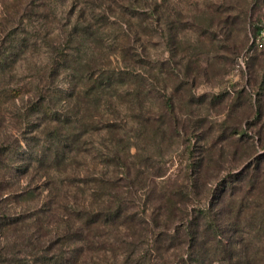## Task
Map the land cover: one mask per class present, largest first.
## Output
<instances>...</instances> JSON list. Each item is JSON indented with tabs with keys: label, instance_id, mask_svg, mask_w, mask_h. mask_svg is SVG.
I'll return each instance as SVG.
<instances>
[{
	"label": "trees",
	"instance_id": "trees-1",
	"mask_svg": "<svg viewBox=\"0 0 264 264\" xmlns=\"http://www.w3.org/2000/svg\"><path fill=\"white\" fill-rule=\"evenodd\" d=\"M121 1L64 0L56 27L44 7V35L14 30L1 43L0 69H20L27 57H18L39 43L33 62L44 70L15 104L25 132L0 149V264H103L109 253L121 264H255L249 245L233 244L236 234L264 237V155L225 120L245 145L232 169L220 150L191 149L180 175L165 173L166 151L191 134L175 113L176 94L189 105L203 96L187 82L172 93L164 85L169 69L191 61L179 55L183 22L174 13V25L167 0ZM158 36L173 57L154 59ZM23 175L43 181L8 195ZM20 197L34 207L10 206ZM225 226L234 228L228 242Z\"/></svg>",
	"mask_w": 264,
	"mask_h": 264
},
{
	"label": "rangeland",
	"instance_id": "rangeland-1",
	"mask_svg": "<svg viewBox=\"0 0 264 264\" xmlns=\"http://www.w3.org/2000/svg\"><path fill=\"white\" fill-rule=\"evenodd\" d=\"M65 1L66 5L75 3L73 0ZM163 1L157 0V4L162 5ZM63 2L64 0H0V46L14 30L28 31L29 34L22 33L21 37H30L34 31H40L41 35H44L45 29L42 28L45 21L43 15L46 13L44 7L55 11L49 20L56 27L58 21L62 20L60 10ZM167 2L173 11L170 17L174 25L176 24L174 13L178 14L183 22V30L180 29L177 36L179 55H186L191 61L187 69H169L171 73L169 78L162 76L165 80L164 85H167L169 93H172V90L187 82L186 87H191L194 95L203 98L202 102L189 105L186 96L176 94L175 113L177 117L187 122L188 126L190 125L191 134L185 136L186 139L174 140L169 151H166V162L163 164L165 173L172 178L180 175L184 166L194 161H187L191 149L196 155L209 149L218 156L221 151L222 166L232 169L236 164L233 153L241 151L245 145L236 140L239 136L236 131L231 132L226 130V127L222 128L225 120L228 124L241 125L247 136L245 139H249L250 143H256L257 155L263 156L264 50H258L252 39L264 28V0H167ZM46 4L48 6H45ZM156 42L157 45L151 52L155 60L160 61L172 56L164 46L162 36H158ZM32 47L34 48L31 51L18 57V59L27 57L26 61L20 62V69H0V149L9 145L12 136H22L27 127L25 124L18 127L13 114L15 104L20 107L22 96L27 97L28 93L25 90L40 84L38 77L44 70L42 61H37L36 65L33 62V56L42 57L44 48H41L39 43ZM179 59L180 57L175 56L172 60ZM187 72L191 75L188 79L184 78ZM17 89H22L24 95L15 98ZM224 95H227L226 99ZM214 98L218 101L212 106ZM232 103H236L237 110L231 112L229 107ZM242 115L244 117L250 115L247 122L241 120L240 123ZM39 134L40 130L35 133ZM203 135H209L207 140L199 141L198 138ZM224 137L226 139L222 140ZM188 139L191 140L188 142ZM262 163L264 164V159ZM19 178L20 186L16 184L10 186L5 191L8 195L20 194L28 187L27 184L32 182L29 176L23 175ZM42 181L43 179H39L31 185L35 187ZM17 205L34 207L33 203L28 204L25 201V197H20L18 202L12 201L10 206L17 208ZM231 230L234 228L225 226L222 229L225 242L230 241L234 235ZM234 237L236 243L233 246L236 249L241 250L249 245L254 253L255 264H264V237L257 239L255 236L246 237L242 234H236ZM103 264H121V258L115 259L109 253Z\"/></svg>",
	"mask_w": 264,
	"mask_h": 264
},
{
	"label": "built area",
	"instance_id": "built-area-1",
	"mask_svg": "<svg viewBox=\"0 0 264 264\" xmlns=\"http://www.w3.org/2000/svg\"><path fill=\"white\" fill-rule=\"evenodd\" d=\"M252 42L256 43L258 50H264V28L258 31L256 37L252 39Z\"/></svg>",
	"mask_w": 264,
	"mask_h": 264
}]
</instances>
